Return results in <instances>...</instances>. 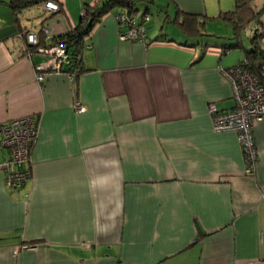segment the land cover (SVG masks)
<instances>
[{
  "label": "crops",
  "instance_id": "crops-1",
  "mask_svg": "<svg viewBox=\"0 0 264 264\" xmlns=\"http://www.w3.org/2000/svg\"><path fill=\"white\" fill-rule=\"evenodd\" d=\"M94 1L16 14L0 0V122L38 117L30 178L10 190L0 168V264H264V120L252 129L258 161L248 175L235 131H214L207 110L233 106L220 69L244 52H222L232 35L215 32L204 51L193 44L202 36L169 21L181 19L177 9L208 15L212 0H167L175 12L165 8L161 22L177 30L149 19L147 42L120 39L113 10L82 50L85 70L39 81L34 64L47 56L26 54L22 26H44L48 39ZM250 2L264 11V0ZM233 5L218 0L216 13ZM253 30L264 51V24ZM8 155L0 146V164Z\"/></svg>",
  "mask_w": 264,
  "mask_h": 264
},
{
  "label": "built area",
  "instance_id": "built-area-1",
  "mask_svg": "<svg viewBox=\"0 0 264 264\" xmlns=\"http://www.w3.org/2000/svg\"><path fill=\"white\" fill-rule=\"evenodd\" d=\"M43 6L51 11L59 9L56 0H46ZM119 23L126 25V31L119 33L122 40L145 41V23L147 13L140 17L130 15L121 10L115 14ZM41 31L46 33L43 26ZM19 36L24 37L29 45L37 43V33L33 24L23 25ZM87 46H90L89 42ZM36 50L47 57L34 64L36 78L41 81L46 71L62 72L67 60L65 48L59 44L51 46L39 45ZM27 55L31 51L27 50ZM221 73L229 81L233 106L220 110L214 103H208L207 110L211 117L214 131L233 130L237 135L243 161L244 173L251 175L258 161L257 147L254 143L252 129L256 122L264 120V57L250 60L243 56L239 63L221 68ZM77 111L84 106L75 101ZM38 134V117L33 114L0 122V146L9 150V156L0 164L4 173V184L17 189L30 178V154Z\"/></svg>",
  "mask_w": 264,
  "mask_h": 264
},
{
  "label": "trees",
  "instance_id": "trees-1",
  "mask_svg": "<svg viewBox=\"0 0 264 264\" xmlns=\"http://www.w3.org/2000/svg\"><path fill=\"white\" fill-rule=\"evenodd\" d=\"M45 1L46 0H9V5L11 6V8L16 14H19L26 8L37 6V5H42L44 4ZM138 1L139 0H95L92 3L87 2L82 7L81 18L79 22L74 26V28L68 30L67 32L60 33L52 37H49L48 39H44L42 35V31L39 29L36 32L37 33V43L35 45H29L28 43H26V46H28L29 51H33V53H38L36 50V47L39 45H44V46H51L53 44L62 45L65 48V51L67 54V60L63 64L62 72L73 74L76 77L79 73H81L83 70L86 69L81 64V53H82V50L85 47H87L88 42L91 46V33L95 25L100 21V19L104 15L110 12L113 13L112 11L116 10V7H117V10L114 14H116L118 11L123 10L126 13L137 16V17H140L144 13H147L149 15V12L146 10H143L142 12L139 13ZM147 1H152V0H147ZM59 6H60V3H59ZM177 11L179 10L177 9ZM177 11L175 14L181 15L180 20H177L175 17L170 18V16L167 14H165L164 17H167V19L169 17L170 18L169 21L173 22L174 24H177V26L181 28V30L184 32V34L187 37L193 38V37L202 36V37H199L200 39H196L200 41L195 40V42L193 41L184 42V44L186 45L192 42L193 44H196L197 42H200L201 48L205 51L207 47L209 46H207L208 36L206 34H203L202 29H201V27L204 26V23H205V20L202 19V17L203 18L206 17V19L209 17L203 14H199V13H190V12H185L182 10H180L179 12ZM260 13H261V9L255 10V8L251 5L250 0H234V5L232 9H229L227 11H224L218 14L217 17L223 20L229 21L233 25L232 34H234L232 35V37H229L228 39H226V40H229V42L221 46L222 52L228 51L230 48H233L234 46L242 47L243 42L237 36L238 31L242 27H247V26L250 27L251 24H254V25L264 24L262 23L260 19ZM210 18H214V17H210ZM118 24L123 29L120 31V33L123 31H126V27H127L126 25L119 23V21H118ZM145 33H146V24H145ZM252 33L253 34H251L248 37L250 48L248 49L243 48V52H244L243 56H246L250 60L257 61L261 59L262 57H264V51H262V48L260 47V44H259L260 35L257 32H255V30H253ZM201 38H204V39L201 40ZM148 40L149 39L146 33L144 42H147ZM240 60L238 61V63L240 62ZM223 68H227V67H223ZM8 153H9V150H8ZM23 185H21L19 188H21ZM6 188L10 190H16V189L8 188V187Z\"/></svg>",
  "mask_w": 264,
  "mask_h": 264
},
{
  "label": "rangeland",
  "instance_id": "rangeland-1",
  "mask_svg": "<svg viewBox=\"0 0 264 264\" xmlns=\"http://www.w3.org/2000/svg\"><path fill=\"white\" fill-rule=\"evenodd\" d=\"M167 0H156L155 3L152 2H146V4L148 5V12H149V19L152 25H154L155 23H160L163 24L164 28H170L174 31L177 30V27H175L174 25H172L171 23H168L166 21H162V18L164 17V13L166 11V9L168 10L167 13L170 14V16L174 15L173 13L175 12V10L173 9V6L169 5L167 6V8L165 7V4L167 5ZM142 0L138 1V7L139 10L142 11L143 10V5L145 3H142ZM216 3H218V0H212V4L209 5L207 4V11H208V15H206V17H202V19L208 21L206 23H204V26L201 27L203 34H209L212 32H215L217 34H230V35H234L233 33V25L226 20H223L221 18H218V21H214L217 20V18H210V16L212 15L213 17H217L218 13L217 10L218 8L216 7ZM221 3H223V0H221ZM166 8V9H165ZM117 10V7H116ZM216 10V11H215ZM225 10V9H224ZM207 14V13H206ZM216 15V16H215ZM264 15V11L261 12V16ZM214 21V22H213ZM174 26V27H173ZM151 32H157L152 30ZM250 27H242L239 31H238V38H240L243 42L242 47L240 46H234L232 49L234 52L236 51H242L243 48H250V44L248 42V37L250 36Z\"/></svg>",
  "mask_w": 264,
  "mask_h": 264
},
{
  "label": "clouds",
  "instance_id": "clouds-1",
  "mask_svg": "<svg viewBox=\"0 0 264 264\" xmlns=\"http://www.w3.org/2000/svg\"><path fill=\"white\" fill-rule=\"evenodd\" d=\"M57 1V0H56ZM58 2V1H57ZM59 8H60V6H59ZM59 10V9H58ZM57 11V10H56ZM43 27V26H42ZM40 30H41V27L39 28Z\"/></svg>",
  "mask_w": 264,
  "mask_h": 264
}]
</instances>
